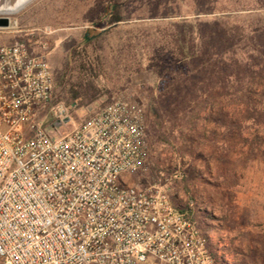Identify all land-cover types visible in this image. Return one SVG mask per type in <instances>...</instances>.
<instances>
[{"label": "built area", "instance_id": "1", "mask_svg": "<svg viewBox=\"0 0 264 264\" xmlns=\"http://www.w3.org/2000/svg\"><path fill=\"white\" fill-rule=\"evenodd\" d=\"M52 91L43 55L0 47V264H228L163 185L138 180L139 107L114 100L51 138L37 114Z\"/></svg>", "mask_w": 264, "mask_h": 264}, {"label": "rangeland", "instance_id": "2", "mask_svg": "<svg viewBox=\"0 0 264 264\" xmlns=\"http://www.w3.org/2000/svg\"><path fill=\"white\" fill-rule=\"evenodd\" d=\"M224 1L198 15L199 20L229 14L247 23L258 15L236 11ZM202 3L35 0L15 15H0L10 19L8 28H0V47L23 43L45 57L53 91L37 120L51 138H58L114 100L139 107L143 116L157 105L163 109L169 101L163 95L165 81L153 62L166 61V31L183 19L194 21L190 10ZM86 35L98 36L87 41ZM83 60L98 67L97 75L86 74ZM87 81L94 82L96 99L73 100V92L82 93ZM220 107L214 102L212 111ZM222 107L231 110L234 103L224 101ZM59 108L65 110L67 123L58 117ZM244 134L243 139L223 133L217 122H199L193 133L178 135L174 147L148 145L146 171L137 178L142 184L163 185L176 205L189 206L226 263L264 264V136ZM154 168L159 170L156 178Z\"/></svg>", "mask_w": 264, "mask_h": 264}, {"label": "trees", "instance_id": "3", "mask_svg": "<svg viewBox=\"0 0 264 264\" xmlns=\"http://www.w3.org/2000/svg\"><path fill=\"white\" fill-rule=\"evenodd\" d=\"M202 2L190 10L192 15H205L218 4V0ZM227 2L232 3L236 11L258 15L247 23L229 14L211 20L183 19L163 35L167 58L153 65L162 74L166 89L163 95L166 94L169 101L163 109L157 105L154 111L144 115L149 146L174 147L178 135H184L185 131L193 133L203 121L217 122L223 133L237 134L243 139L246 132L264 136V0L246 4H242V0ZM97 36L86 35L85 40ZM83 61L86 74L97 75L98 67L90 60ZM81 87L84 91L73 92V100L96 99L93 81ZM218 101L221 107L212 111V104ZM224 101L234 103L233 109L224 110ZM153 170L156 178L159 170ZM175 208L195 218L189 206L176 205ZM199 225L203 228L201 223Z\"/></svg>", "mask_w": 264, "mask_h": 264}, {"label": "bare ground", "instance_id": "4", "mask_svg": "<svg viewBox=\"0 0 264 264\" xmlns=\"http://www.w3.org/2000/svg\"><path fill=\"white\" fill-rule=\"evenodd\" d=\"M35 0H0V15H15Z\"/></svg>", "mask_w": 264, "mask_h": 264}, {"label": "water", "instance_id": "5", "mask_svg": "<svg viewBox=\"0 0 264 264\" xmlns=\"http://www.w3.org/2000/svg\"><path fill=\"white\" fill-rule=\"evenodd\" d=\"M10 26V19L8 17H0V28H8ZM69 118L63 120L64 123H67ZM60 122L57 121L55 125H58Z\"/></svg>", "mask_w": 264, "mask_h": 264}]
</instances>
